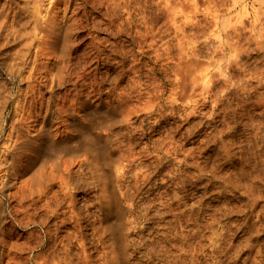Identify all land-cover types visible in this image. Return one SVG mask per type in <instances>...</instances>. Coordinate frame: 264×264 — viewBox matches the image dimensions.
<instances>
[{"label": "rangeland", "instance_id": "1", "mask_svg": "<svg viewBox=\"0 0 264 264\" xmlns=\"http://www.w3.org/2000/svg\"><path fill=\"white\" fill-rule=\"evenodd\" d=\"M40 1L41 0L35 2L33 0L30 2L29 6L30 8L34 6L39 7L37 9H41L42 11L40 10L38 12L44 16V14H47V9L51 11L53 0ZM111 1L112 0H90V5L88 3L86 7L87 14L84 16L83 11L79 13V16H82L81 18L83 19L82 25L87 27H84V31L78 33L79 35L77 34L78 39L74 35L70 40L72 41L73 39V42L70 44V49L75 50L70 54L73 61L70 60L71 64L69 63L70 67L68 69L72 73L71 77L74 76L72 78L70 77L72 82L66 83L63 87H57L50 84V82H48L46 86L43 81H40L43 83L41 84L43 86L41 88L35 87V93L32 97L35 100L30 99L28 96L25 117L31 111L33 112L35 110H33V108L37 109L36 106L41 101V97L47 99L52 95V97L54 96L53 99L55 104H61V97L64 98L66 97L65 95H67L68 98L70 97L69 99L73 98V96H75L74 94H76V89L80 92L81 98H90L93 100V105L98 104L95 105L98 108L97 111H95L96 109L94 110V108L88 109L87 112L90 111V113H88L87 119L83 118V121L84 119L86 121H84L85 125H90V127H84L83 130L87 133L91 130L89 132L90 135L87 134L84 138L82 135L86 133L82 130L83 132L81 131L80 133L81 138L77 137L76 141H89L88 139L90 136L91 138H97L94 146L96 149L93 153L96 158L95 161L101 168H107V163H109V161L112 162L107 156L109 146H106V139H109L112 144H110V146L114 148L118 145L115 140L118 138L119 141V139L122 138L118 146L123 142L125 145H122L126 147L121 145L120 149L127 150L128 147L126 144L130 140L129 137H133L135 141L133 152L136 159H133V161H135L130 163L131 166L128 168L129 172L127 170L128 173L126 172L124 179L122 178L120 180V184L122 185L120 186L121 190L118 189L120 203H122L126 209H129V213H131H126L122 221L124 222L125 217H128V219H131V222H133L128 234V239L132 241V243L139 245L143 244V246L148 244L150 246L167 245V247H171L174 245L172 247L177 248V253H175L177 256L180 254V257L183 256L182 258H188V260L192 258L190 256H194L195 258H193V260H196L197 256V260H194L196 264L197 262L198 264H221L222 261H224L223 264H230L229 262H231V264H264V0H176L177 2L173 0L175 1L174 7L176 10L177 23L173 22L172 24H170L172 16L171 13L169 14L168 12L173 7L171 2H165V0H163V2L161 0V3L159 0H137L138 2L136 0H113L114 3H116L113 6L112 4L114 3L112 1L111 4ZM163 3L164 5L169 4L164 7V5H160ZM4 4L5 0H0V6L3 7ZM125 5L129 7H125ZM131 5L138 6L133 7ZM163 8L168 9V11H166V9L164 11ZM2 9L3 8L0 9V20L4 21ZM159 9L164 13L162 20H160L161 22L157 23L155 17L159 15ZM130 10L134 11L131 12ZM144 12L146 13L144 14ZM166 12H168L170 17L168 14H165ZM133 13L135 17L132 16ZM109 14L111 17H108ZM127 15L130 19L127 18ZM150 16L151 18H148ZM166 16L169 19H167ZM140 17H142L141 21ZM130 20H132L131 22H133L134 27H130L131 25L128 24ZM145 20H149L150 22L155 21V25L149 28L150 26L147 27V25L143 23ZM2 21H0L1 24ZM172 21L174 20L171 19V22ZM91 23L94 26L91 25ZM121 23L125 25L123 26ZM174 23L177 24V30H174ZM138 24H140V26ZM143 24L148 29H146ZM101 25L103 27H101ZM106 25L112 34L106 28ZM137 26L139 28L136 29ZM118 27L121 28L118 29ZM123 28L126 31H124ZM127 28H130L129 31H127ZM155 28L156 31H154ZM172 29L176 31L177 34L174 33ZM116 30L120 33L116 32ZM145 30L147 32L151 31L149 32V36H151L148 37L153 40L146 39L144 42L142 36L146 33ZM87 32L90 35L87 34ZM113 32H115L116 35ZM135 32L136 35L134 34ZM142 32L145 33L143 34ZM137 34H139L140 37ZM3 35L6 37L5 32L3 33L2 31L0 41L6 44L5 41H7V37L5 38ZM127 35L129 36L127 37ZM173 35L177 37L175 38ZM96 38L100 39L97 40ZM135 38H137L138 41ZM141 39L143 43H141ZM150 41H153L152 43L154 44L149 43ZM74 42L76 44H74ZM1 43L0 45H2ZM89 44L92 48L89 47ZM127 45L132 48L128 49L129 47ZM87 48L90 50H86ZM122 48L123 50H121ZM35 50L36 47H34L32 53H35ZM125 50H128V53ZM1 51L2 50H0V123H2L5 118L7 119L8 125L15 117L18 102L17 98L22 99L26 94L28 86L27 78L30 75L29 73H31L29 70V68L31 69V64L26 68L27 72L25 70L23 77L16 78L10 70L7 71L8 65L6 66L7 69L5 68V65L8 64L9 61L11 62L14 60V58H12V56L14 57L13 52L11 53V51H9V53L7 48H5L2 51V54H5L3 56L1 55ZM89 52L91 55H89ZM125 52L127 54H125ZM79 53L83 54L81 55ZM92 53L95 54L93 55ZM7 54L8 56L10 55V57H8ZM66 54L65 56L68 57V53ZM32 56L33 59L34 55ZM91 56L95 58H91ZM97 57L99 63L95 62ZM76 58L77 61H81L75 63L77 62L75 61ZM82 60L85 62L83 63ZM1 61L5 63L3 66H1ZM88 61L90 63H88ZM67 62L68 60L65 58V64H67ZM81 64H84V67L80 66ZM75 65L77 68L74 67ZM71 69L77 71V73L81 71L77 74ZM173 69H175V71H173ZM173 72L175 74L177 73V80L176 77L173 78L175 76ZM74 74L76 76L81 74V77L78 78ZM92 74H94V77ZM21 78H25V80L23 79L22 82ZM93 78L95 80H92ZM103 78L105 79L103 80ZM87 80L90 82L94 81V84ZM175 81L177 83H175ZM95 82H97V84H95ZM83 83L87 84L85 86L86 88ZM51 85L56 88L52 90ZM156 85H158V87H156ZM48 86L51 87L50 90ZM199 87H201V89H199ZM172 89L175 91L172 92ZM94 90H96V92ZM159 90L163 93L161 91L159 92ZM65 91H67V93ZM154 92L159 94L155 95ZM87 93H89V95ZM173 93L175 94L173 95L174 98H169L168 96H172ZM153 98L154 100H152ZM31 100L35 102L32 101L31 103ZM111 100L113 102H111ZM137 101H139V103ZM146 102H151L150 105L149 103L148 105L152 106L149 107ZM4 103H6L5 105L7 107ZM143 103H146V106L143 105L145 107H140L141 111H139V104L142 106ZM135 104H138V106ZM111 105H114L115 108L114 106L111 108ZM130 105H134L132 110L136 106L134 110L137 112L134 113V111H130ZM170 105L175 106L174 109H176H171ZM103 106H110V109L106 107L103 108ZM160 106H163V110H165H159ZM166 106H170V108L167 107L170 110H166ZM111 109H116L115 111L117 113ZM118 109H120L119 112L122 111V113H118ZM124 109L127 113H131L126 115ZM101 110L106 111L102 112ZM27 112L28 114H26ZM101 112L102 114H99ZM112 112L115 113V115ZM165 112H167V114ZM96 116L97 119L99 118L98 116L101 118L96 120ZM102 119L105 121H102ZM92 121H95V123L93 124ZM96 121L97 123L99 122L101 127L96 125ZM101 122H103L102 125ZM91 124L97 127H91ZM102 130L106 131L104 132L105 134ZM128 132L130 134H128ZM113 133L114 135L111 137ZM116 133H120V135ZM92 134L96 136H92ZM115 134L117 138L114 137L116 136ZM126 134L129 136L126 137ZM135 139H137V141ZM98 140H103V143H99ZM111 140L114 141L111 142ZM71 144H73V142ZM99 148L101 150H99ZM97 149L101 152L100 154ZM102 149L104 151H102ZM171 152H173V154ZM175 154L176 156H174ZM103 155L105 157H103ZM98 156L100 157V162ZM156 156L157 158H155ZM69 158L71 157H68V159ZM104 160H106V163H101ZM10 162L11 157H8L6 162L1 163V174L7 170ZM78 169L81 170L77 163L73 165V180H75V178L78 179L75 180L73 184V192L76 194L77 198V208H88L92 204L91 198H93L92 202L94 200L96 203L94 197L95 191L89 174L86 172L80 173ZM133 170L135 171L133 172ZM76 172L78 173L76 174ZM138 173L142 176L144 174L145 176H143V178L146 177L145 179H148H138V177H140ZM80 187H85L86 190H82ZM88 188L90 190H88ZM56 189L57 191L59 190L58 185L53 188V193L56 192ZM128 194H130L128 196L130 200H128ZM91 195L94 196L92 197ZM52 197L51 200L56 202V200H54V195H52ZM83 202H85L87 206ZM95 203L93 204L94 206L91 205L93 207L90 206L88 210L89 212L93 211V213L97 210V212L94 213L97 215L100 214V211H98L99 208ZM131 203L132 205L130 206ZM82 204H84V206H82ZM125 204L128 207L125 206ZM54 208L59 211L66 210V206L62 208L64 210L53 205L51 209L53 210ZM43 212L44 211H39V214H43ZM68 212L66 213V217L69 215ZM135 216L137 220L133 218ZM114 218H118L117 213L111 216L110 219L112 221H109L111 225L120 223L118 219L116 220ZM53 219L54 217L49 220V225L52 230L55 229L53 224L60 222L59 220ZM113 220L115 224L112 223ZM32 229L33 232L37 230V232L40 233L41 231L40 227H34ZM72 230V228H69V231ZM114 230H118V227L115 226ZM21 231L22 230H18L20 234L23 233V231L22 233ZM90 231L89 229L86 230L89 239L91 238L90 234L92 232ZM124 231H126L125 228ZM38 234L37 236H39ZM23 240L25 239H21L20 237L18 242L22 243L24 242ZM32 240H30V244L33 245H29L35 247V241L38 242V239L35 238L33 243ZM106 243L107 240L105 237L97 238L94 245L89 242L87 247L91 251L88 250L90 254L88 260H82V252L81 250L77 251L76 244L73 246L74 248H72L68 256L56 252L51 253L50 248L46 250L35 249L32 254L26 250L28 255L24 254L25 256L23 255V257L30 258L31 255L36 256L40 254L41 257L35 258L37 262L35 260H30L32 261L31 264H68L69 262V264H76L77 262L78 264H89L90 262L91 264H105L103 262L106 258L100 250H103V245ZM95 244H97V246ZM230 245L234 247H230ZM247 245L249 247L252 245V247L248 248ZM193 247L195 250L199 247L198 250L200 251H193ZM200 247H202V249ZM183 248L185 250H190L185 251ZM180 249L183 251H180ZM209 251L212 252L210 253ZM203 252H205V254ZM182 253L184 254L182 255ZM189 253L193 254L190 255ZM194 253L197 255L195 256ZM215 253L218 255H215ZM219 253H222L223 256ZM229 253L232 255L230 256ZM75 254L76 256H74ZM187 254L188 256H186ZM238 255L239 257H237ZM63 256L64 258H62ZM222 257H224V260ZM99 259L100 262H98ZM203 260H205V262ZM27 261L29 260H24L21 264H30Z\"/></svg>", "mask_w": 264, "mask_h": 264}, {"label": "bare ground", "instance_id": "2", "mask_svg": "<svg viewBox=\"0 0 264 264\" xmlns=\"http://www.w3.org/2000/svg\"><path fill=\"white\" fill-rule=\"evenodd\" d=\"M31 1H33V0H5L4 6L3 7L0 6V9L3 8L2 9L3 14L2 13L1 14L3 15V18H4V21L0 20V21H2V24L0 23V36L2 34V31H3V33L5 32L6 37H7V41L3 40L6 42V44H3V42L1 43V41H0V43L2 44V45H0V47H2V48H0V50L3 51V49L7 48V51L8 52L11 51V53L13 52V55H14V57L12 56V58H14V60H12L11 62L7 61L9 58L6 60L8 62V64L5 65V68L8 65L7 71L10 70L11 73H13L16 78H20V77L24 76L23 73L25 72V70L29 66V64H31V69L29 68L31 73H29L30 75L27 78V80H28L27 81V84H28L27 91H26V94L24 95V97L23 96H22L23 98L21 97L22 99L17 98L18 102H17V106H16L15 117L13 116L14 117L13 120L8 125H7V119H5V118L3 119L2 123H0V165H1V163L6 162L8 157L9 158L11 157V162H10V165L7 168V170L5 172H3L2 174L0 171V178L2 179V180L0 179L1 180L0 181V264H21L24 262V260H29L27 262L30 264L32 263V261H30V260H35L37 262V260L35 258H37L39 256L41 257L40 254L39 255L35 254L36 256L31 255L30 258H26V257L24 258L23 257V255L24 254L26 255L28 252L30 254H32L35 249H42V250L45 249L46 250V249L51 248L50 249L51 253L56 252V253H59L62 255L64 254V255L68 256L70 254L72 248H74L73 246H75V244H76V248L78 249L77 251L81 250V252H82V256H81L82 260H88L90 257V254L88 253L89 249L87 247V244H89V242H90L92 245H94V242H96V239L101 238V237H105L107 240V243L105 245H103V247L105 248V249L103 248L104 251L100 250L101 252H103V254H104L103 256H105V258H106L104 262L102 261L105 264H196V262H194L195 259L193 260V258H195V257L190 256L193 253L192 254L189 253L190 254L189 256L192 257V258H190V260H188V258L184 259V258H182L183 256L180 257L181 256L180 254L178 256H177V254H175V253H177V248L172 247L174 245H172L171 247H169V246L167 247V245L166 246H163V245H161V246H157V245L152 246L151 245L150 246L148 244L147 245L145 244L146 246H143V244L142 245L134 244V243H132V241H130L128 239V234H129L130 228L132 227L133 222H131V219L129 220L128 217L127 218L125 217L124 222L122 221L124 215L126 213H129L130 210L126 209V207H124L122 205V203H120V198L118 195V189H120L121 188L120 186H122L120 184V180L122 178L124 179V176H125L128 168L131 166L130 163L133 161V159H136L135 158L136 156L134 157V152H133V146L135 145V141H134L133 137H129L130 140L129 141L127 140L128 141L126 144L128 147L127 150L123 149V147H122V149L124 151L120 149L121 145L124 144L123 142H122V144L120 143L121 144L120 146H118L120 139L122 140V138H120L118 141V138H117V135H120V133L119 134L116 133L117 135L115 134L116 136H114L117 138V140H115V141H117V144H118L114 148H112L113 146L112 147L110 146L111 143H110L109 139L105 140L106 146L107 145L109 146V148H108L109 151H108L107 156L112 161V162L109 161V163H107V166H108L107 168H104V167L101 168L97 164V162L95 161L96 158H95L93 152L96 149L94 146H95V143H96L95 141L97 138L94 137L95 138V140H94V138H91V136H90L89 139L87 137V139L89 141H86V142L76 141L77 137L81 138L80 133L84 129V127H87V126L90 127V125H87V126L85 125V122H86L85 119H84L85 122L83 121V118L87 119L88 113H90V111L87 112L88 109L94 108V110L96 109L95 111H97L98 108L95 105H98V104L93 105L92 104L93 100H91L90 98H88V99L81 98L80 92L75 89V91H76V94H74L75 96H73V98H71V99H69L70 97L68 98L67 95H65L66 97H64V98L61 97V101H62L61 104H55L54 99H53L54 96L52 97V95L50 97H48L47 99H43V97H41L40 98L41 101L39 100L40 102L38 104L39 107L37 105L36 106L37 109L33 108V110L35 109L33 112L31 110H30L31 112L29 114L27 112L26 114H28V115L25 117V112H26V108H27L26 103L28 101V96L30 97V99H33L32 97L34 96V93H35V87L41 88L43 86L41 84L44 83V85H46L48 82H50V84H53L54 86H57V87L62 86L63 87V85H65L66 83L72 82V80L70 79L72 73L68 69H69L70 64H71L70 60H72L70 57V54H71V52H73L75 50L70 49V46H71L70 44H71V42H73V39H72V41H70V40L72 37H74V35L77 37L79 35L78 33L83 32L84 31L83 28L87 27V26L82 25L83 19L81 18L82 16H79V13L81 11H83L84 16L87 14L86 7H87V4L89 3L90 0H53L52 8H51L52 12L47 9V11H46L47 14H44V16H43V14H40V12H38L41 10V9L40 10L37 9L39 7L34 6L33 8H30L29 5H30ZM34 1L39 2V0H34ZM41 1L43 2V0H41ZM102 1H104V0H102ZM112 1L110 2L111 4H112ZM159 1L161 3V0H159ZM167 1L171 2V5L173 4V7L170 9V8H168L170 6H168L167 8L170 9L169 11L166 8H163V10L165 11V9H166V11H168L169 14L171 13V16H172L171 19H173L174 21L171 22V19H170V24H172L173 22L177 23L176 12H175L176 10L174 7V5H175L174 2L176 0L175 1L165 0V2H167ZM119 2H121V1H119ZM162 2H163V0H162ZM94 3H95V1H94ZM113 3H114V1H113ZM91 4H92V1H91ZM115 4L116 3H114L112 5L114 6ZM168 4H165V5H168ZM89 5H90V3H89ZM160 5H164V3L160 4ZM165 5H164V7H165ZM97 6H99V5H97ZM118 6H119V4H118ZM129 6H130V4H129ZM129 6L125 5V7H129ZM131 6H133V5H131ZM134 6H138V5H134ZM102 7H104V6H102ZM108 7H112V6H108ZM157 7H158V5H157ZM100 10H102V9H100ZM100 10H99V12H100ZM117 10H119V9H117ZM121 10H122V7H121ZM123 10H124V8H123ZM134 10H130V11L132 12ZM87 11H89V10H87ZM159 11H160L159 15H157L158 14L157 11H156L157 14H155V15H157L155 17L157 23L161 22L160 20H162L163 13H164V12H162L161 9H159ZM170 11H172V12H170ZM126 12H127V8H126ZM168 12H166L165 14H168ZM113 13H114V11H113ZM135 13H136V11H135ZM145 13L146 12H144V14ZM141 14H143V13H141ZM169 14H168V16L170 17ZM109 15H108V17H111V15L110 16ZM132 16H134V13ZM154 16H152V17H154ZM120 18H122V17H120ZM127 18H128V15H127ZM141 18L142 17H140V21H141ZM145 18L147 19L146 16H145ZM148 18H151V16ZM166 18H167V16H166ZM90 19H92V18H90ZM128 19H130V17ZM128 19H127V22H128ZM167 19H169V18H167ZM123 20H122V22H123ZM113 21H117V20H113ZM131 21L132 20H130V22L128 23L131 25L130 27L133 26V22H131ZM148 21L145 20L143 22L145 25H147V27L150 26L149 28H151L152 25L153 26L155 25L154 24L155 21H153V20H152L153 22H150V21L148 22ZM97 22H98V20H97ZM168 22H169V20H168ZM176 23L173 24L175 26L172 25L175 28L174 30H177L176 29L177 28ZM101 24H104V23H101ZM106 24H107V22H106ZM91 25H93V24L91 23ZM122 25L124 26L125 24L123 23ZM138 25L140 26V24H138ZM96 26H95V28H96ZM127 26H129V25H127ZM127 26H125V27H127ZM158 26H159V24H158ZM101 27H103V26L101 25ZM114 27H116V26H114ZM173 27H171V28H173ZM106 28H107V25H106ZM120 28L121 27H118V29H120ZM137 28H139V27L137 26L136 29ZM145 28H146V26H145ZM129 29L130 28H127V31H129ZM146 29H148V28H146ZM108 30L112 34L110 29H108ZM119 31H121V30H119ZM124 31H126V30L124 29ZM137 31H139V30H137ZM142 31H144V30H142ZM154 31H156V28ZM116 32H118V30H116ZM149 32H151V31H149ZM149 32H147V31H146V33L142 32L143 34L145 33L142 36L144 42L146 41V39H149V37L151 36V35L149 36ZM113 33H115V32H113ZM118 33H120V32H118ZM174 33L177 34L176 31H174ZM87 34H89V33L87 32ZM134 34L136 35V32ZM139 34H140V32H139ZM139 34H137V35L139 36ZM156 34H157V32H156ZM115 35H116V33H115ZM113 36H114V34H113ZM128 36L129 35H127V37ZM3 37H5V36L3 35ZM152 38H153V36H152ZM77 39H78V37H77ZM98 39H100V38H98ZM135 39H137V38H135ZM151 40H153V39H151ZM156 40H158V39H156ZM137 41H138V39H137ZM141 41H142V39H141ZM152 42L150 41L149 43H152ZM141 43H143V41ZM74 44H76V43L74 42ZM152 44H154V43H152ZM90 46L91 45L89 44V47ZM140 46H142V45H140ZM34 47H36V50H35V53H32ZM90 48H92V47H90ZM130 48H132V47H129L128 49H130ZM143 48H144V46H143ZM99 49H100V46H99ZM110 49H112V48H110ZM115 49H113V50H115ZM149 49H150V47H149ZM86 50H88V48ZM93 50H91V51H93ZM95 50H96V47H95ZM121 50H123V48ZM2 51H1V55H3ZM88 51H87V55H88ZM100 51H101V49H100ZM119 51H120V49H119ZM125 51L127 52L128 50H125ZM4 52H6V51H4ZM114 52H116V51H114ZM126 52H125V54L128 53V52L127 53ZM66 53H68V57L65 56V55H67ZM120 53H121V51H120ZM8 54H7V56H8ZM79 54H81V53H79ZM105 54H107V53H105ZM32 55H34L33 59H32V57H33ZM81 55H79V56H81ZM89 55H91L90 52H89ZM8 57H10V55ZM93 57L91 56V58H93ZM104 57H106V56H104ZM65 58H66V60H68L67 64H65ZM85 60H87V59H85ZM75 61H77V58ZM80 61H77L75 63H78ZM98 61L99 60L97 57L95 62H98ZM108 61H109V59H108ZM62 62H63V64H62ZM82 62H83V60H82ZM88 63H90V62L88 61ZM1 64H2L1 66H3V64H5L4 61L3 62L1 61ZM76 65L74 67H76ZM83 65L81 64L80 66L84 67ZM86 65H87V62H86ZM80 69H83V68H80ZM7 71H6V73H7ZM72 71H74V73H77V71H75V70H72ZM80 71L78 73H80ZM173 71H175V69H173ZM26 72H27V70H26ZM92 72H94V71H92ZM8 73H10V72H8ZM86 73H84V74H86ZM176 74L173 78L176 77ZM80 75H77V76L75 75V76L80 78L81 77ZM92 75L94 77V74H92ZM88 76H89V73H88ZM72 77H74V76H72ZM25 78H23V79L25 80ZM89 78H91V77H89ZM23 79L21 78L22 82H23ZM104 79L105 78H103V80ZM83 80H85V79H83ZM92 80H95V79L93 78ZM176 80H177V77H176ZM40 81H43V83H41ZM87 81L90 82L89 80H87ZM91 82H93V84H94V81H91ZM175 83H177V82L175 81ZM95 84H97V82H95ZM86 85L87 84H84V87ZM162 85H164V84H162ZM201 85H203V84H201ZM54 86L52 87V85H51L52 88L48 86L49 90H50V88L52 90L54 88H56ZM156 87H158V85H156ZM195 87H197V86H195ZM153 89H154V87H153ZM199 89H201V87H199ZM37 90H38V88H37ZM157 90H155V91H157ZM162 90H163V88H162ZM94 91L96 92V90H94ZM150 91H151V88H150ZM160 91L161 90H159V92ZM170 91H171V89H170ZM173 91H175V90L172 89V92ZM65 92L67 93V91H65ZM72 92H74V91H72ZM151 92L153 94V91H151ZM151 92H149V93H151ZM176 92H177V89H176ZM176 92H175V94H176ZM145 93H147V92H145ZM68 94H69V91H68ZM87 94L89 95V93H87ZM158 94L155 93V95H158ZM175 94L173 93L172 96L170 95L168 97L171 98ZM72 95H73V93H72ZM82 95H85V94H82ZM145 96H147V95H145ZM148 96L151 97L150 95H148ZM141 99H143V98H141ZM146 99H147V97H146ZM33 100H35V99H33ZM33 100H31L30 102L32 103ZM152 100H154V98ZM166 100H167V98H166ZM36 101H38V100H36ZM58 101H59V99H58ZM142 101H144V100H142ZM33 102H35V101H33ZM100 102H101V100H100ZM111 102H113V101L111 100ZM137 102L139 103V101H137ZM140 102H141V100H140ZM6 103H4V105ZM146 103H147V105H148V103L150 105L151 102H146ZM115 104H117V103H115ZM145 104L143 103L142 106H141V104H139L140 105L139 111H141L140 107L146 106ZM119 105H122V104H119ZM119 105H117V106H119ZM143 105H145V106H143ZM113 106L111 105V108ZM133 106L130 105V108H131V109H129L130 111L132 110ZM136 106H138V104ZM151 106H149V107H151ZM170 106L169 107L166 106L165 107L166 110H170V109H168V108H170ZM104 107H106L107 109H110V106H103V108ZM128 107H129V105H128ZM135 107L132 110V111H134V113L137 112L134 110ZM174 107L175 106L172 105L171 109L175 110L176 108L174 109ZM114 108H115V106H114ZM117 108H119V107H117ZM127 108H126V110H127ZM115 110H112V111H115ZM119 110L120 109H118V113H120V112L122 113V111L119 112ZM126 110H125L126 115L131 113V112L127 113L128 110L127 111ZM149 110H150V108H149ZM159 110L162 111L163 106H160ZM101 111L103 112L106 110H101ZM102 112L99 114H102ZM168 112H170V111H168ZM109 113H111V112H109ZM165 113L167 114V112H165ZM113 114L115 115V113H113ZM164 114H163V117H164ZM90 116H91V114H90ZM98 117L101 118L100 116H98ZM126 118H128V117H126ZM131 118H133V117H131ZM88 119H90V118H88ZM98 119L96 116V120H98ZM122 120H123V117H122ZM139 120H137V121H139ZM160 120H161V118H160ZM102 121H105V120L102 119ZM99 122H100V120H99ZM99 122L97 123V121H96V123H97L96 125H99ZM158 122H159V120H158ZM94 123H95V121L93 122V124ZM102 123L103 122H101V125H102ZM93 124H91V127L96 126V125L94 126ZM134 130H135V128H134ZM90 131H88V133L84 131V133H86V134H83V135L81 134V135L85 138L86 137L85 135H87V134L90 135L89 134ZM104 132H106V131H103V133ZM128 134H130V133L128 132ZM113 135H114V133L111 135V137ZM92 136H96V135L92 134ZM128 136L129 135H127L126 137H128ZM132 140H133V142H132ZM135 140L137 141V139H135ZM112 141H114V140H111V142ZM72 142H73V144H71ZM100 142L103 143V140L99 141V143ZM102 143H101V145H102ZM124 145H122V146H124ZM97 146H99V145H97ZM124 147H126V146H124ZM135 147H137V146H135ZM99 150H101V149L99 148ZM119 150H121V151H119ZM102 151H104V150L102 149ZM175 152H177V151H175ZM100 153L101 152L99 151V154ZM149 153H151V152H149ZM171 153L173 154V152H171ZM176 154L174 156H176ZM95 155H96V153H95ZM67 156L71 157V158H69L70 160L68 159ZM83 156H85V157H83ZM100 156H102V155H100ZM80 157H83V158H80ZM103 157H105V156L103 155ZM98 158H99V162H100L101 161L100 157L98 156ZM155 158H157V156ZM175 159H177V158H175ZM105 161L106 160L102 161L101 163H104ZM76 163L81 168V170L78 169L79 170L78 172H80V173L86 172L87 174H89V177L92 180L91 182L93 185V189L95 191V196L94 195H91V196L95 197L96 203L94 200H93V202L99 208L98 211H100V214H97V215L94 214L97 212V210H96V212L94 211V213H93V211L89 212L88 208L94 204L92 202L93 198H91V197L90 198H91L92 204L90 202H87V203L91 204V205L89 204L90 206L88 208H82V207L77 208V198H76V194L73 192V189H74L73 184H74V181L78 180V179L75 178V180H73V172H72L73 171L72 167ZM134 171L135 170H133V172ZM78 172H76V174ZM128 172H129V170H128ZM131 172H132V169H131ZM74 173H75V171H74ZM108 173H110V174H108ZM138 174H140V173H138ZM141 176H142L141 174H140V177L137 176L138 179L140 178V180H141V178H143V176H145V175L143 174V176L142 177ZM5 177H7V178H5ZM145 178L146 177H144L143 179H145ZM147 179H145V180H147ZM84 181H85V179H84ZM91 182H90V184H91ZM57 185L59 187V190L57 191V189H56V192L53 193V188ZM81 189L86 190L85 187H83ZM88 190H90V189L88 188ZM127 193H129V192H127ZM124 194H126V193H124ZM52 195H54V197H55L54 200H56V202L51 200V198H53ZM129 195L130 194H128L127 197ZM124 198H125V195H124ZM128 200H130V198ZM85 201H87V200H85ZM83 203H85V202H83ZM126 204H125V206L129 205V204H127V205ZM53 205L57 206V208L60 207V209H62L66 206V210L62 209L64 211H59V210L55 209L56 207L52 210L51 207ZM85 205H86V203H85ZM131 205H132V203L130 204V206ZM82 206H84V204H82ZM93 206H91V207H93ZM39 211H44V212H43V214H41V213L39 214ZM67 212L69 215L66 217ZM116 213L118 215V218H114V219H116V220L118 219V222H120V223L115 224L114 220H113L112 223H114L115 225H113V224L111 225L109 223V221L111 220L110 218L113 214H116ZM129 214H131V213H129ZM52 217H54V219L60 221V222L57 221L58 223L53 224L55 226L54 230H52L51 226L49 225V220H51ZM133 218L135 220H137L136 216ZM115 226L118 227V230H116V231L114 230ZM34 227H38V228L40 227V230H41L40 233L37 232V230H36L37 233L35 231L33 232L32 228H34ZM69 228H72L73 230L69 231ZM124 228L126 231H124ZM87 229L92 231V232L90 231L91 232V234H90L91 238L90 239H89V235H87L88 233L86 232ZM18 230H22L23 233L21 231L22 234H20L18 232ZM37 234L39 236H37ZM20 237H21V239L22 238L25 239V240H23L24 242H22V243L18 242V239ZM32 238H33V240H32ZM35 238L38 239V242L35 241V243H36V245H34L35 247H31L33 244L32 245L30 244L31 243L30 240H32V243H33ZM97 243H98V240H97ZM95 245L97 246V244H95ZM228 247H229V245H228ZM230 247H234V246L230 245ZM251 247H252V245H251ZM251 247L248 246V248H251ZM200 248L202 249V247H200ZM198 249H199V247H198ZM26 250H28V252H26ZM73 250H75V249H73ZM181 250L182 249H180V251ZM183 250H185V249L183 248ZM189 250H185V251H189ZM197 250H195L193 247V251H196V252L200 251V250H198V251ZM89 251H91V250H89ZM256 251H258V250H256ZM101 252H98V253H101ZM203 253L205 254V252H203ZM217 253H215V255H218ZM250 253H252V252H250ZM183 254L184 253H182V255ZM219 254L223 256L222 253H219ZM194 255H195V253H194ZM231 255L232 254H230V256ZM74 256H76V254ZM186 256H188V254ZM54 257H55V255H54ZM237 257H239V255ZM62 258H64V256ZM209 258H211V257H209ZM223 258L224 257H222V259ZM49 259H47V260H49ZM100 259L98 262H100ZM42 260H43V257H42ZM77 260H78V258H77ZM196 260H197V256H196ZM38 261H40V260H38ZM67 261H68V259H67ZM74 261H75V259H74ZM203 261L205 262V260H203ZM220 261H218V262H220ZM229 261H231V260H229ZM94 262H95V260H94ZM98 262H96V263H98ZM223 262L224 261H222L221 264H223ZM25 263H26V261H25ZM229 263L231 264V262H229ZM76 264H78V262ZM89 264H91V262ZM100 264H102V263H100ZM197 264H198V262H197Z\"/></svg>", "mask_w": 264, "mask_h": 264}]
</instances>
